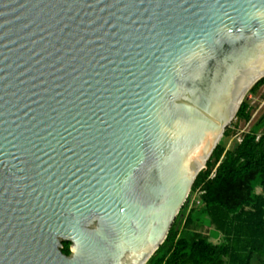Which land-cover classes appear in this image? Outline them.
Listing matches in <instances>:
<instances>
[{
    "label": "water",
    "instance_id": "95a60500",
    "mask_svg": "<svg viewBox=\"0 0 264 264\" xmlns=\"http://www.w3.org/2000/svg\"><path fill=\"white\" fill-rule=\"evenodd\" d=\"M263 76L264 0H0V264H145Z\"/></svg>",
    "mask_w": 264,
    "mask_h": 264
},
{
    "label": "trees",
    "instance_id": "16d2710c",
    "mask_svg": "<svg viewBox=\"0 0 264 264\" xmlns=\"http://www.w3.org/2000/svg\"><path fill=\"white\" fill-rule=\"evenodd\" d=\"M263 82L264 76L248 93L256 94ZM251 111L244 98L222 137L234 135ZM240 137L228 148L221 140L216 145L165 240L145 264H264V114ZM196 190L197 202L189 205ZM69 245L62 242L65 255Z\"/></svg>",
    "mask_w": 264,
    "mask_h": 264
},
{
    "label": "rangeland",
    "instance_id": "374dc122",
    "mask_svg": "<svg viewBox=\"0 0 264 264\" xmlns=\"http://www.w3.org/2000/svg\"><path fill=\"white\" fill-rule=\"evenodd\" d=\"M256 95V99L252 101L251 106H252V111H251V117L250 120L246 123L244 122H240L236 128H238L236 130V132L234 133V135L230 136V138L226 139V138H221V142L224 143L226 146H231L232 143L234 142L235 138L240 137L242 132H247L249 130V128L251 127V125L256 122V120L264 114V91H259L258 94ZM248 97V94H245L246 98ZM249 101L251 102V100L249 99ZM235 122V118H233V120L231 121L232 125L231 127L234 125ZM198 192H195L192 194L191 196V200L189 205L191 204H195L197 202V196ZM208 231H206L207 233ZM213 241H218V239H212Z\"/></svg>",
    "mask_w": 264,
    "mask_h": 264
},
{
    "label": "built area",
    "instance_id": "2783aa9c",
    "mask_svg": "<svg viewBox=\"0 0 264 264\" xmlns=\"http://www.w3.org/2000/svg\"><path fill=\"white\" fill-rule=\"evenodd\" d=\"M259 91H264V82L259 86L256 94H258ZM247 94H248V97H246V98H247V100H249V99L251 100V102L249 101V103L251 105L252 101L256 99V95L252 94V93H248V92H247ZM236 139L238 142L241 141V137H237ZM196 192H199V191L196 190Z\"/></svg>",
    "mask_w": 264,
    "mask_h": 264
},
{
    "label": "crops",
    "instance_id": "0c3cea01",
    "mask_svg": "<svg viewBox=\"0 0 264 264\" xmlns=\"http://www.w3.org/2000/svg\"><path fill=\"white\" fill-rule=\"evenodd\" d=\"M239 123H240V122H239ZM239 123H238V124H239ZM237 129H238V128H237ZM228 147H229V146H226V148H228Z\"/></svg>",
    "mask_w": 264,
    "mask_h": 264
}]
</instances>
